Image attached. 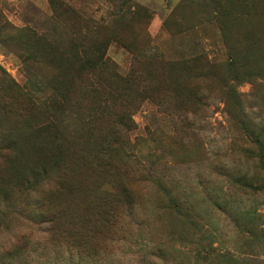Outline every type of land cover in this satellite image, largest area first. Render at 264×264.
Returning <instances> with one entry per match:
<instances>
[{"label": "rangeland", "instance_id": "1", "mask_svg": "<svg viewBox=\"0 0 264 264\" xmlns=\"http://www.w3.org/2000/svg\"><path fill=\"white\" fill-rule=\"evenodd\" d=\"M114 1L122 0H0V264H264V190L256 179L260 173L252 161L241 157L218 95L196 120L192 137L181 136L152 102L125 108L135 122L131 140L140 147L132 160L119 156L122 168L112 184L102 171L105 156L100 144L111 133L114 118L110 108L102 107L97 121L85 130L86 118L95 107L82 99L96 90L107 107L114 89L99 88L101 80L111 81L107 72L79 74L75 64L68 71L59 68L60 50L81 43L76 41L82 31L76 16L99 23L84 47L107 42L106 58L122 75L129 72L133 56L119 38L136 48L149 40L172 59L204 53L209 60L222 62L230 56L218 24L205 15L204 1L132 0L151 14L146 26L126 10L114 16L119 13ZM261 39L255 42L240 34L231 42L241 41L247 51L251 48L253 56L248 60H260L264 35ZM68 58L72 67L73 59ZM246 78L237 91L264 125V113L252 107L253 87L261 79ZM55 94L71 99L62 109L63 117L45 114L40 105ZM52 125H58L59 131L50 127L39 135L38 130ZM50 141L65 144L62 158L80 165L75 173H68L74 181L71 192L60 197L70 211L92 210L91 201H98L110 186L126 189L130 197V213L121 220L118 234L114 240L108 237L100 245L105 248L90 257L70 255L65 246L48 241L36 217L41 194L28 195L30 171L49 161ZM67 145L72 153H67ZM45 156L49 158L44 162ZM147 166L151 176L143 175ZM65 171L62 167L58 172ZM46 172L41 178L54 175ZM236 173L254 178L253 188L238 191L232 182Z\"/></svg>", "mask_w": 264, "mask_h": 264}, {"label": "trees", "instance_id": "2", "mask_svg": "<svg viewBox=\"0 0 264 264\" xmlns=\"http://www.w3.org/2000/svg\"><path fill=\"white\" fill-rule=\"evenodd\" d=\"M201 1L206 4V17L216 21L223 42L230 52V56L222 62L211 61L204 53L186 59H172L151 42L149 43V40L144 47L136 48L132 43L119 38L118 43L133 56L129 72L122 75L118 73L117 66L106 58L107 42L90 49L84 47L87 40L92 39L91 32L100 27L99 23L76 16L82 28L76 41L81 43H78L76 47L60 50L62 59L59 68L68 71L77 65L79 74L107 72L108 78H111L108 84L101 80L99 86V88L114 89L111 102L107 107L100 102L95 94L96 90L90 92V98L82 99L88 105L92 104L95 107L91 110L94 113L86 118L84 129L87 131L97 121L98 111L102 107L110 108L112 112L114 119L111 133L106 135L103 143L100 144L104 147L100 153H104L105 156L102 159L104 166L100 167L111 184L122 168V158L120 157L119 160V156L123 154L124 157L132 160L133 154L135 155L133 152L140 147L139 142L131 140V131L135 129V122L126 109H137L146 102H152L158 108L157 112L169 118L181 136L190 133L192 137L197 131L196 120L206 112L209 103L217 98L225 104L224 111L236 135L241 157L245 158L246 162L252 161L255 164L257 172L260 173L256 179L261 181V190H264V125L258 122L257 113L250 107H246L245 95L237 91V85L247 79L246 77L261 79L260 83L254 84L253 87L252 99L256 101V104L252 107L259 110L261 114L264 113V55L260 56V60H248L251 55L253 56L251 48L247 51L245 45L241 47V41L231 42L233 36L240 34H246L255 42L262 40L264 0ZM114 3L119 12L114 16L118 17L122 15L121 11L126 10L132 14L133 18L137 17L138 23L142 26H146L145 21L151 19L148 9L138 6L132 0L114 1ZM144 37H148L146 32ZM76 41L72 43L75 45ZM252 45L249 44V47ZM254 45L256 47V44ZM56 50L59 51L58 48ZM69 56L73 59L72 67L68 65ZM70 100L67 96L63 95L60 98L55 94L45 98L40 105L45 114L54 112L57 118L64 116L62 109ZM47 123V125L51 124V122ZM50 127L59 131L58 125H52L38 130L39 135L44 130L49 131ZM151 134L150 132L149 135ZM64 146L65 144L57 145L55 141H50L46 147V150L50 152V158L45 156V160H42L45 162L49 158V161L45 163L44 168L30 171L31 176L26 182L31 183L26 189L29 188L28 195H38L39 192L41 194L39 196L40 210H37L36 217L41 220L44 233L48 235V241L54 246H65L70 255L78 253L80 256L90 257L91 253L97 249L105 248L100 245H105L108 237L114 240L119 232L121 220L127 212L130 213V197L126 189L116 190L110 186L111 188L106 189L98 201H91L92 210L86 207L79 208L85 209L84 211L77 208L76 211H70L68 206L61 204L60 197L62 193L71 192L74 181H71L69 175L75 173L80 165L68 157L65 162V158H62ZM67 146L69 147L67 153H72L74 151L72 146ZM36 147H38L37 144L31 149L34 150ZM137 158L134 157L133 160ZM62 167H66L67 171L58 172ZM47 170L54 175L41 178L42 174L47 175ZM142 170L143 175L153 174L151 166L143 167ZM253 180L254 178L248 174L242 173H236L232 178L233 186L238 188V191L252 189ZM44 185L47 186L46 189H42ZM18 192H20L19 188ZM79 205L80 203H75V206Z\"/></svg>", "mask_w": 264, "mask_h": 264}]
</instances>
